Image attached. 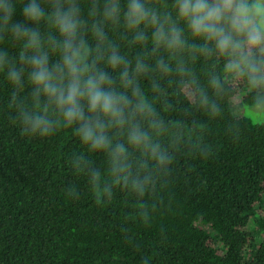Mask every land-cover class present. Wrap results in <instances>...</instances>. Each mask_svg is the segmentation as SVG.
Wrapping results in <instances>:
<instances>
[{"label":"trees","instance_id":"1","mask_svg":"<svg viewBox=\"0 0 264 264\" xmlns=\"http://www.w3.org/2000/svg\"><path fill=\"white\" fill-rule=\"evenodd\" d=\"M30 2L7 0L9 18L0 14V264H264V123L234 108H264V51L243 43L221 52L193 37L176 0L141 2L161 20L171 17L185 41L180 50L157 45L150 24L129 30V0H116V21L105 18L108 0H72L87 62L108 72L133 105L143 100L150 108L127 109L128 123L106 129L108 149L93 150L79 124H68L29 82L20 56L34 51L13 27L40 33L50 65L61 54L49 38L63 40L51 18L54 0H36L45 11L39 22L23 14ZM139 31L143 43L135 40ZM113 49L130 62L138 97L121 84L123 67L108 65ZM137 60L145 68L139 74ZM11 68H24L20 86L9 80ZM84 111L90 115L86 103ZM35 116L50 121L49 133L32 131L26 118ZM134 125L146 144L129 142ZM118 144L125 152L114 161Z\"/></svg>","mask_w":264,"mask_h":264},{"label":"clouds","instance_id":"2","mask_svg":"<svg viewBox=\"0 0 264 264\" xmlns=\"http://www.w3.org/2000/svg\"><path fill=\"white\" fill-rule=\"evenodd\" d=\"M178 18L183 20L193 37L214 41L221 52L246 43L250 48H261L264 51V0H176ZM11 9L7 0H0V14L9 18ZM120 7L116 0H108L104 8L106 19L116 21ZM24 16L39 22L44 16V9L31 0L24 9ZM51 18L60 34L62 42L50 37V47L60 51V61L50 65L47 51H43L42 37L34 29L16 24L13 33L17 39L25 40V47L34 51L33 55L21 53V62L28 67V79L36 95L41 93L49 104H54L62 113L68 124H79V134L82 142L93 150H106L110 141L106 129L110 126L123 127L128 120L125 112L134 108L135 113L149 112L143 100L133 105V100L124 93L115 91L114 79L108 72L96 69L95 61L87 62L88 49L85 40L80 37L81 20L79 8L67 0V7L60 0H54ZM125 25L129 30H137L143 23L152 25L155 29L153 39L157 45L164 44L168 49L180 50L185 41L181 30L171 17L163 20L154 12L149 11L141 0H129L124 13ZM165 25H168L166 28ZM94 35L99 41L104 39L101 28L94 25ZM243 38V39H240ZM135 40L143 43L146 36L142 31L135 33ZM2 60V58H0ZM108 65L113 69L123 67L120 82L125 88H131L132 96L140 95L135 86V77L129 79V63L115 49L107 58ZM145 70L144 65L137 60L135 72ZM24 68L19 71L11 68L8 78L13 85L20 86ZM90 115H85L84 107ZM33 132L39 131L45 135L51 131V124L44 116L27 117ZM107 121V123H106ZM148 136L138 126H133L129 134V142L136 146L146 144ZM153 154L157 147L153 146ZM125 152L123 145H116L110 155L114 161H120ZM158 159L163 163L165 155L160 153ZM121 170L124 165L121 164Z\"/></svg>","mask_w":264,"mask_h":264},{"label":"rangeland","instance_id":"3","mask_svg":"<svg viewBox=\"0 0 264 264\" xmlns=\"http://www.w3.org/2000/svg\"><path fill=\"white\" fill-rule=\"evenodd\" d=\"M234 72H237L236 68L231 66L229 71L230 77L233 75ZM234 108H238L241 115L250 119L251 122L256 124L264 123V108L251 106H238Z\"/></svg>","mask_w":264,"mask_h":264}]
</instances>
